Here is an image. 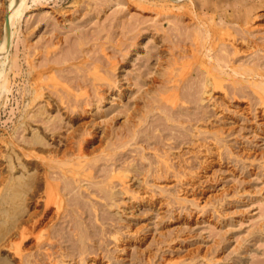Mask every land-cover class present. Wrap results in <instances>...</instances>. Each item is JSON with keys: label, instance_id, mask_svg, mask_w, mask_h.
<instances>
[{"label": "rangeland", "instance_id": "rangeland-1", "mask_svg": "<svg viewBox=\"0 0 264 264\" xmlns=\"http://www.w3.org/2000/svg\"><path fill=\"white\" fill-rule=\"evenodd\" d=\"M9 1L0 0V40ZM26 4L3 72L7 77L0 78H10L7 90L0 93V264H264V0H27ZM205 25H213L211 33L204 31ZM227 33L237 40H229ZM51 39L62 41L55 48ZM46 43L56 51L47 46L46 53V46L39 47ZM171 48L179 56L176 63ZM214 58H222L226 72L221 74V65L216 64L213 70L220 72L221 81L207 85L202 61ZM235 66L240 72L233 71ZM88 68L103 76L98 74L94 81L96 75H86ZM181 68L187 70L188 81L186 75H177ZM170 70L179 82L166 81ZM51 73L55 81L57 75L59 86L51 81ZM43 78L53 85L40 83ZM79 79L85 81L81 91L88 88L82 98L74 92ZM167 84H176L170 90L175 94L178 88L180 105L162 104ZM68 90L82 100L74 105L75 111L65 109L75 98ZM63 91L66 97L57 93ZM58 95L67 99L61 102ZM140 119L142 128L135 123ZM48 120L56 123L54 130L47 129ZM134 127L140 129L138 136L130 135ZM118 141L124 144L118 146ZM80 148L84 153H78ZM160 164L169 165L168 177L159 172ZM61 166L70 171L64 173ZM90 172L96 176L93 187L83 179ZM72 175H79L80 182ZM118 175H124L125 184ZM47 176L54 182L57 176L66 188L60 189L62 199L52 197L49 202ZM69 183L81 188L73 189ZM83 201L87 206L81 205Z\"/></svg>", "mask_w": 264, "mask_h": 264}, {"label": "bare ground", "instance_id": "bare-ground-1", "mask_svg": "<svg viewBox=\"0 0 264 264\" xmlns=\"http://www.w3.org/2000/svg\"><path fill=\"white\" fill-rule=\"evenodd\" d=\"M34 1H35V0H34ZM26 3H27V0H10L8 6L6 7V11H5V30H4V34H3V36H2V38H1V40H0V64H1V66H0V78H1V75L5 73V72H4V71H5L4 69H5V66H6V62H7L8 58H9L8 54H9V52H10L12 46L14 45V41H15V38H16V34H17V32L19 31V29H18L19 27L17 26V23H18L19 19L21 18V15L23 14V12H24V10H25V8H26V5H27ZM28 6H29V5H28ZM26 9H27V8H26ZM44 16H45V15H44ZM44 16H43V18H44ZM47 16H48V15H47ZM39 18H40V17H39ZM45 18H46V17H45ZM45 18H44V19H45ZM65 18H66V17H65ZM41 19H42V18H40V20H41ZM55 19H56V18H55ZM40 20H39V21H40ZM34 21H36V20H34ZM47 21H49V19H48ZM41 22H42V20H41ZM208 22H209V21H208ZM46 23H47V22H46ZM48 23H50V22H48ZM57 23H58V22H57ZM81 23H82V22H81ZM19 24H21V23H19ZM36 24H37V23H36ZM52 24H53V23H52ZM209 24H210V23H209ZM37 25H38V24H37ZM48 25H49V24H48ZM50 25H51V23H50ZM21 26H22V25H21ZM209 26H210V25H209ZM211 26H213V25H211ZM211 26H210V27H211ZM210 27H206V25H205V27H204L203 29H204V31H206V32H208V33H211L212 28H210ZM131 28H132V27H131ZM140 28H141V27H140ZM72 29H73V28H72ZM213 29H214V28H213ZM53 30H54V28H53ZM53 30H52V31H53ZM128 30H130V28H129ZM49 31H50V30H49ZM52 31H50V32H52ZM136 31H137V30H136ZM138 31H139V29H138ZM138 31H137L136 33H138ZM20 32L22 33L21 29H20ZM139 32H140V31H139ZM141 32H142V31H141ZM52 33H54V31H53ZM66 33H67V32H66ZM128 33H129V32H128ZM244 33H245V32H244ZM56 34H57V33H56ZM126 34H127V32L124 33V35H126ZM124 35H123V36H124ZM138 35H139V33L136 34V39H137V36H138ZM52 36H53V34H52ZM132 36H133V35H132ZM56 37H57V36H56ZM59 37H60V35H59ZM119 37H120V35H119ZM125 37H126V36H125ZM226 37H227L229 40H231V41H232V40H233V41H236V40H237L236 36L231 35V33H230V34L227 33V36H226ZM226 37H225V39H227ZM45 38H47V37H45ZM48 38H49V36H48ZM53 38H54V37H53ZM138 38H139V37H138ZM243 38H244V37H243ZM16 39H17V38H16ZM118 39H120V38H118ZM130 39H131V37H130ZM238 39H239V38H238ZM43 40H44V38H43ZM47 40H48V39H46V42L49 43V41H47ZM51 40H53V39H51ZM57 40H58V39H57ZM131 40H132V39H131ZM22 41H23V40H22ZM40 41H41V40H40ZM54 41H55V40H53V41H51V42L54 43V47H55V46H56L55 44H56V43H59V42L62 41V40H60L59 42L56 41V43H55ZM135 41H136V40H135ZM243 41H244V40H243ZM28 42H29V41H28ZM38 42H39V41H38ZM92 42H93V41H92ZM101 42H102V41H101ZM114 42H115V41H114ZM129 42H130V41H129ZM129 42H128V43H129ZM16 43L18 44V40L15 42V44H16ZM41 43H43V42H41ZM44 43H45V41H44ZM44 43H43V44H44ZM48 43H46L47 45H43V44H42L43 46H39V45H41V44H39L38 46H39V47H45V46H46V47H45V50H47L46 53H49L50 50H54V49H53V46H49V45H51L52 43H51V44H48ZM117 43H118V41H117ZM119 43H121V42H119ZM134 43H135V42H134ZM233 43H234V42H233ZM28 44H30V43H28ZM92 44H94V43H92ZM92 44H91V45H92ZM103 44H104V42H103ZM129 44H130V43H129ZM129 44H128V45H129ZM135 44H136V43H135ZM243 44H244V43H243ZM58 45H59V44H58ZM101 45H102V44H101ZM104 45H105V44H104ZM128 45H127V46H128ZM174 45H175V44H174ZM16 46H17V45H15V48H16ZM32 46H33V45H32ZM38 46H36V47H38ZM47 46H49L50 48L52 47V49H50V50H49V49H46ZM99 46H100V45H99ZM107 46H108V45H107ZM114 46H115V45H114ZM133 46H134V44H133ZM17 47H18V46H17ZM36 47H35V45H34V48H35V49H36ZM49 47H48V48H49ZM56 47H57V46H56ZM56 47H55V48H56ZM100 47H101V46H100ZM102 47H104V46H102ZM102 47H101V48H102ZM128 47H129V46H128ZM128 47H127V48H128ZM174 47H175V46H173V48H174ZM32 48H33V47H32ZM34 48L31 49V51H32V50L34 51V50H35ZM93 48H94V47H93ZM118 48H119V47H118ZM136 48H137V47H136ZM173 48H171V49L173 50V51H172V59H173V60L175 61V63H176L177 60L179 59V58H178L179 56L177 55L176 50L174 51L175 48H174V49H173ZM16 49H17V48H16ZM89 49H90V48H89ZM103 49H104V48H103ZM207 49L210 50L209 47H207ZM13 50H14V49H13ZM38 50H39V49H38ZM40 50H41V48H40ZM93 50H94V49H93ZM115 50H117V49H114V51H115ZM118 50H119V49H118ZM118 50H117V51H118ZM120 50H121V49H120ZM132 50H133V49H132ZM35 51H36V50H35ZM35 51H34V52H35ZM54 51H56V50H54ZM81 51H82V50H81ZM81 51H80V52H81ZM85 51H86V48H85ZM87 51H88V49H87ZM89 51H90V50H89ZM98 51H99V50H98ZM101 51H102V49H101ZM128 51H129V50H128ZM179 51H180V50H179ZM42 52H44V51L42 50ZM51 52H52V51H51ZM129 52H130V51H129ZM180 52L182 53V51H180ZM44 53H45V52H44ZM46 53H45V55L49 57L50 55H48V54H46ZM54 53H55V52H54ZM87 53H88V52H87ZM103 53H104V51H103ZM107 53H108V52H107ZM123 53H124V52H123ZM14 54H15V53H14ZM26 54H27V53H26ZM34 54H35V53H34ZM34 54L32 53V55H34ZM37 54H38V52H37ZM37 54H35V55H37ZM51 54H52V53H51ZM205 54H206V53H205ZM32 55H31V56H32ZM35 55H34V58H35ZM79 55H81V54H79ZM109 55H110V54H109ZM120 55H121V54H120ZM157 55H158V54H157ZM170 55H171V54H170ZM207 55L209 56V58L211 57L210 53H207ZM15 56H16V58H17V55H15ZM26 56H27V55H26ZM51 56H52V55H51ZM89 56H90V55H89ZM106 56H107V54H106ZM114 56H115V55H114ZM117 56H118V55H117ZM36 57H38V56H36ZM79 57H80V56H79ZM82 57H83V55H82ZM109 57H110V56H109ZM31 58H32V57H31ZM45 58H46V57H45ZM50 58H51V57H49L48 59H50ZM77 58H78V57H77ZM100 58H102V57H100ZM103 58H104V57H103ZM114 58H115V57H114ZM114 58H113V59H114ZM211 58H213V57H211ZM211 58H210V59H211ZM28 59H29V58H28ZM35 59H36V58H35ZM35 59H33V63H34V60H35ZM96 59H97V58H96ZM105 59H106V57H105ZM108 59L110 60L111 57L108 58ZM117 59H118V58H117ZM139 59H141V58H139ZM146 59H147V58H146ZM149 59H150V58H149ZM170 59H171V57H170ZM214 59H216V58H214ZM16 60H17V59H16ZM87 60H88V57H87V58H86V57L83 58V61H84V62H87ZM98 60H99V58H98ZM102 60H103V59H102ZM120 60H121V59H120ZM122 60H123V58H122ZM221 60H222V58H217L216 61L213 60V59H212V60H207V61H202V62H203V63H202V66H203V68H202L203 70H202V71H204L205 74H206V76H205V75H204V76L206 77L205 79H206V83H207V85H209V84H211V83H214V84H215L218 80H219L218 83L221 81V80H220V79H221V77H220L221 75L219 74L220 72L218 73L217 71H214V70H213V68H215V67H216L215 65L217 64V65H221V68H220V69H222L221 74H222V72H226V70H224V63L222 64ZM47 61H48V60H47ZM88 61H89V60H88ZM90 61H91V60H90ZM110 61H111V60H110ZM110 61H109V62H110ZM127 61H128V60H127ZM144 61H146V60H144ZM171 61H172V60H171ZM174 61H173V62H174ZM17 62H18V61H17ZM17 62H15V63H17ZM95 62H96V61H95ZM102 62H103V61H102ZM102 62H101V63H102ZM105 62H106V61H105ZM105 62H104V63H105ZM109 62H108V63H109ZM112 62L114 63V64H112L113 67H115V66H116V64H115L116 62H115L114 60L111 61V63H112ZM173 62H172V63H173ZM29 63H30V62H29ZM35 63H37V62H35ZM47 63H48V62H47ZM47 63H46V64L42 63V64H44L45 66H47ZM50 63H51V62H50ZM50 63H48V64H50ZM54 63H55V62H54ZM57 63H58V62H57ZM117 63H120V62H117ZM12 64H13V62H12ZM17 64L19 65V63H17ZM21 64H22V63H21ZM37 64H38V63H37ZM40 64H41V63H40ZM42 64H41V65H42ZM95 64H96V63H95ZM105 64H106V63H105ZM105 64H104V66H105ZM33 65H34V64H33ZM33 65H32V66H33ZM35 65H36V64H35ZM97 65H98V64H96V66H97ZM110 65H111V64H110ZM122 65H123V64H122ZM122 65H121V66H122ZM139 65H140V64H139ZM212 65H214V67H212ZM226 65H227V64H226ZM13 66H14V65H13ZM37 66H39V65H36V67H37ZM140 66H142V65H140ZM144 66H145V65H144ZM8 67H9V66H8ZM81 67H82V65H81ZM85 67H86V66H85ZM94 67H95V65H94ZM98 67H99V66H97V69H96V68H94V69L97 71V70H98ZM13 68H14V67H13ZM33 68H34V66H33ZM64 68H65V67H64ZM121 68H122V67H121ZM147 68H149V67H147ZM16 69L18 70V66H17ZM20 69H21V68H20ZM34 69H36V68H34ZM62 69H63V68H62ZM82 69H84V67H83ZM88 69H89V68H88ZM92 69H93V68H92ZM99 69H100V68H99ZM232 69H233L234 72H240V69H238L237 66L233 67ZM7 70H8V69H7ZM12 70H13V69H12ZM89 70H90V69H89ZM108 70H109V69H108ZM145 70H146V69H145ZM149 70H150V69H149ZM151 70H152V69H151ZM172 70H173V69H172ZM172 70L168 71V76L166 75V78H165L166 81H170V80H171V81H173V80L178 81V78H175V77H176L178 74L181 75V77H183V76L185 77V75H186V71H187V70L185 71V68H181V70H179V72H177V75H176V73H173ZM223 70H224V71H223ZM54 71H55V70H54ZM87 71H88V70H87ZM90 71H91V72H90ZM90 71H88V73H87L86 75H88V77H89V74L91 75V73H93L94 75H96V78L94 77L93 79H94V81H96L95 79L98 78V74H100V73H99L100 71L98 70V71H99L98 74H97L96 71H94V70H90ZM101 71H102V69H101ZM3 72H4V73H3ZM8 72H10V71H8ZM13 72H14V71H13ZM15 72H17V71H15ZM51 72H53V71H51ZM60 72H63V71L61 70ZM108 72H109V71H108ZM110 72H111V70H110ZM143 72H145V71H143ZM148 72H149V71H148ZM150 72H151V71H150ZM215 72H217V73H215ZM54 73H55V72H54ZM54 73H51V77H52V80H51V81H53V82L55 81V80H53V79H54L53 77H54V75H55ZM56 73H57V70H56ZM111 73H112V72H111ZM187 73H188V72H187ZM190 73H192V72H190ZM228 73H229V72H228ZM249 73H250V72H249ZM9 74H10V73H9ZM15 74H16V73H15ZM17 74H18V72H17ZM34 74H35V73H34ZM53 74H54V75H53ZM57 74H58V73H57ZM62 74H64V73H62ZM80 74H81V73H80ZM84 74H85V73H84ZM84 74H83V75H84ZM103 74H104V73H103ZM112 74H113V73H112ZM144 74H145V73H144ZM146 74H147V73H146ZM146 74H145V75H146ZM166 74H167V73H166ZM199 74H200V73H199ZM203 74H204V73H203ZM247 74H248V73H247ZM254 74H257V73H254ZM258 74H260V73H258ZM18 75H20V74H18ZM52 75H53V76H52ZM60 75H61V74H60ZM67 75H68V74H67ZM75 75H77V74H75ZM86 75H85V76H86ZM113 75H114V74H113ZM115 75H116V74H115ZM175 75H176V76H175ZM195 75H196V74H195ZM195 75H194V76H195ZM197 75H198V74H197ZM245 75H246V74H245ZM263 75H264V74H263ZM263 75H262V76H263ZM4 76L7 77V72H6V75L4 74ZM4 76L2 75V77H4ZM43 76H44V75H43ZM45 76H46V77H45L46 79L48 78V76H49V79L51 78L50 75H48V74H46ZM64 76H65V75H64ZM100 76H103V75L100 74L99 77H100ZM106 76H108V75L106 74ZM111 76H112V75H111ZM111 76H110V77H111ZM140 76H141V75H140ZM155 76H156V75H155ZM155 76L153 75V76H152V79L155 78ZM246 76H247V75H246ZM248 76H249V74H248ZM260 76H261V75H260ZM6 77H5V79H4V78L0 79V93L2 92L3 89H6V88L8 87V86L6 87V79H7ZM13 77H14V76H13ZM28 77H29V76H28ZM55 77H56L55 86L57 87V84H58V86H59V83H56V82L58 81V80H57L58 77H57V75H56ZM74 77H75V76H74ZM86 77H87V76H86ZM91 77H92V75H91ZM110 77H109V78H110ZM177 77H178V76H177ZM184 77H183V78H184ZM188 77H189V76H188ZM190 77H191V76H190ZM192 77H193V76H192ZM59 78H61V77H59ZM72 78H73V77H72ZM79 78H80V77H79ZM81 78H82V77H81ZM113 78H114V77H113ZM115 78H116V77H115ZM117 78H118V77H117ZM126 78H127V77H126ZM150 78H151V77H150ZM156 78H157V77H156ZM9 79H10V78H9ZM9 79H7V80H9ZM46 79H45V80H44V78H43V79H40V83H41V80H44L45 83H47L46 85H48V80H47V82H46ZM62 79H64V77H62ZM68 79L70 80V78H68ZM68 79H67V81H68ZM73 79H74V78H73ZM77 79H78V78H77ZM84 79H85V78H84ZM84 79H83V80H84ZM104 79H105V78H104ZM132 79H133V78H132ZM145 79H146V78H145ZM165 79H163V80H165ZM180 79H181V78H180ZM203 79H204V78H203ZM248 79H249V78H248ZM250 79H251V78H250ZM32 80H33V79H32ZM65 80H66V79H65ZM80 80H81V79H79V81H77L78 83L75 84V86H74V87L77 88V85H78V86L80 87V89H79V87H78V89H79L80 92L78 91V89L76 90V88H74V89H75L74 92L79 93V95L82 94V96H83V95L86 94L85 89H87V92H88V88H85V89L83 90V91L85 92V94H83L84 92L81 91V90H82L83 87L85 86V81L82 82V81H80ZM86 80H87V79H86ZM91 80H92V79H91ZM97 80H98V79H97ZM181 80H182V79H181ZM186 80H187V75H186ZM189 80H190V79H189ZM49 81H50V80H49ZM60 81H61L60 85H63L62 83H64V82H63L64 80L62 81V80L60 79ZM72 81H73V80H72ZM87 81H88V80H87ZM92 81H93V80H92ZM113 81H114V80H113ZM113 81H112V82H113ZM129 81H130V80H129ZM152 81H153V80H152ZM187 81H188V80H187ZM187 81H186V82H187ZM202 81H203V80H202ZM233 81H234V80H233ZM238 81H239V80H238ZM34 82H35V81H34ZM68 82H69V81H68ZM104 82H105V81H104ZM162 82H163V81H162ZM164 82H165V81H164ZM178 82H179V81H178ZM50 83H51V82H50ZM50 83H49V84H50ZM69 83L71 84V82H69ZM72 83H73V82H72ZM95 83H96V82H95ZM100 83H101V82H100ZM109 83H110V82H109ZM203 83H204V82H203ZM203 83H202V84H203ZM234 83H235V82H234ZM65 84H66V85H65ZM97 84H98V82H97ZM106 84H107V83H106ZM139 84H140V83H139ZM222 84H223V83H222ZM39 85H40V84H39ZM50 85H53V83L50 84ZM50 85H48V87H50ZM64 85L67 86L66 88L68 89V85H67V83H64ZM73 85H74V83H73ZM87 85H88V84H87ZM87 85H86V86H87ZM142 85H144V84L142 83ZM196 85H197V84H196ZM200 85H201V84H200ZM215 85H216V84H215ZM219 85H221V84H219ZM10 86H11V85H10ZM69 86H70V88L73 87L72 85H69ZM109 86H110V85H109ZM112 86H113V85H112ZM165 86H166V85H165ZM167 86H168V84H167ZM175 86H176V84L173 85V86H168L169 88H167V89L170 90L171 87H172V88H173V87L175 88ZM201 86H202V85H201ZM205 86H206V84H205ZM5 87H6V88H5ZM41 87L44 88V89H46V88L43 87V86H40V88H38V89H41V90H42ZM46 87H47V86H46ZM61 87H62V86H61ZM92 87H93V86H92ZM96 87H98V86H96ZM96 87H95V89H97ZM177 87H178V86H177ZM182 87H183V86H182ZM197 87L200 88V86H196V88H197ZM212 87H213V86H212ZM35 88H36V87H35ZM53 88H54V87H53ZM63 88H64V87H63ZM63 88H61V89L63 90ZM66 88H64V89H66ZM163 88H164V87H163ZM163 88H161V90H162ZM172 88H171V89H172ZM174 88H173V89H174ZM201 88H202V87H201ZM204 88H205V87H204ZM207 88H208V87H207ZM207 88H206L205 90H207ZM210 88H211V87H210ZM238 88H239V87H238ZM8 89H9V88H8ZM55 89H56V88H55ZM58 89H60V88H58ZM67 89H66V91H67ZM71 89H73V88H71ZM147 89H148V87H147ZM150 89H151V87H150ZM177 89H178V88H177ZM177 89H176V90H177ZM6 90H7V89H6ZM11 90H12V89H11ZM47 90H48V89H47ZM47 90H46V91H47ZM51 90H52V89H51ZM98 90H99V88H98ZM144 90H145V89H144ZM164 90H165V89H164ZM169 90H167V92H165L166 95L163 94V95L161 96V99H160V100H163V101H162L163 103H162V102H161V103H162L163 105H165V107H166V104H167V105L170 104L171 106H174V107H175V106H177V105L179 104V101H180V100L178 101V95H177L178 92L176 93V90H175V91H174L175 94H173V92L171 93V90H170V92H168ZM233 90H234V89H233ZM3 91H4V90H3ZM56 91H57V89H56ZM58 91H60V90H58ZM66 91H65V93H67ZM68 91H69L71 94H75L74 92L72 93V91H70V90H68ZM95 91H96V90H95ZM95 91H94V92H95ZM102 91H103V90H102ZM148 91H149V90H148ZM150 91H151V90H150ZM155 91H156V90H155ZM158 91H159V90H158ZM236 91H237V90H236ZM11 92H12V91H11ZM54 92H55V91H54ZM82 92H83V93H82ZM97 92H98V91H97ZM99 92H101V91H99ZM106 92H107V91H106ZM106 92H105V93H106ZM146 92H147V91H146ZM162 92H163V91H162ZM201 92H202V91H201ZM205 92H206V91H205ZM57 93H58V94H61L62 96L65 95L64 91H63L64 94L61 93V92H57ZM167 93H168V94H167ZM207 93H208V92H207ZM42 94H43V93H42ZM71 94H70V95H71ZM100 94H101V93H100ZM139 94H140V93H139ZM150 94H151V93H150ZM157 94H158V93H157ZM193 94H194V93H193ZM205 94H206V93H205ZM39 95H40V93H39ZM43 95H44V94H43ZM49 95H50V94H49ZM61 95H60V96H61ZM68 95H69V93H68ZM77 95H78V94H75V98H70V97H68V99H69V98H70L71 100L74 99V102H73V101H72V102L67 101V102L70 103V104L68 103V105H67V103H64V104L67 105V106H66L67 108L65 107V109H69L68 107L70 106V108H72V110L75 111V109H73V108H75V106H78V103H79L78 101L80 100L81 103H82V100H81L82 96L80 95L81 98H79V95H78V96H77ZM88 95H89V94H88ZM128 95H129V94H128ZM144 95H145V94H144ZM223 95H224V94H223ZM225 95H226V94H225ZM230 95H231V94H230ZM40 96H41V95H40ZM52 96H53V95H52ZM58 96H59V95H58ZM58 96H57V97H58ZM60 96H59V97H60ZM66 96H67V95H65V97H66ZM76 96H77V97H76ZM85 96H86V95H85ZM94 96H95V95H94ZM96 96H97V95H96ZM198 96H199V95H198ZM227 96H228V95H227ZM231 96H232V95H231ZM0 97H1V96H0ZM22 97H23V96H22ZM49 97H50V96H49ZM55 97H56V96H55ZM57 97H56V98H57ZM65 97H60L61 100H62V101H61V100H60V101L63 102L64 100H66L67 98L64 99V100L62 99V98H65ZM71 97H74V95H73V96L71 95ZM89 97H90V96H89ZM118 97H119V96H118ZM159 97H160V96H159ZM182 97H183V96H182ZM35 98H36V97H35ZM45 98H46V97H45ZM52 98H53V97H52ZM86 98H87V97H86ZM140 98H141V97H140ZM140 98H139V99H140ZM190 98H191V97H190ZM192 98H193V97H192ZM194 98H195V97H194ZM208 98H209V97H208ZM58 99H59V98H58ZM91 99H92V98H91ZM101 99H102V98H101ZM103 99H104V98H103ZM145 99H146V98H145ZM150 99H151V98H150ZM180 99H181V98H180ZM121 100H122V99H121ZM156 100H157V99H156ZM160 100H159V101H160ZM185 100H187V99H185ZM189 100H190V99H189ZM46 101H48V100H46ZM50 101H52V100H50ZM50 101H49V102H50ZM83 101H84V100H83ZM89 101H90V100H89ZM89 101H88V103H89ZM91 101H92V100H91ZM103 101H104V100H103ZM135 101H136V100H135ZM138 101H139V100H138ZM140 101H141V100H140ZM147 101H148V100H147ZM191 101H192V100H191ZM49 102H47V106H48ZM54 102H55V101H54ZM61 102H60V103H61ZM84 102H85V101H84ZM118 102H119V101H118ZM188 102H189V101H188ZM198 102H199V101H198ZM198 102H197V103H198ZM30 103H31V102H30ZM30 103H29V104H30ZM85 103H86V102H85ZM98 103H99V102H98ZM142 103H143V102H142ZM157 103H158V100H157ZM161 103H159V104L161 105ZM180 103H181V102H180ZM194 103H196V102H194ZM53 104H54V103H53ZM64 104H63V105H64ZM79 104H80V103H79ZM89 104H90V103H89ZM154 104H155V103H154ZM159 104H157V105H159ZM185 104H186V103H185ZM50 105H51V104H50ZM50 105H49V106H50ZM60 105H61V104H60ZM74 105H75V106H74ZM87 105H88V104H87ZM139 105H140V104H139ZM151 105H152V104H151ZM179 105H180V104H179ZM182 105H184V104H182ZM73 106H74V107H73ZM79 106H80V105H79ZM130 106H131V105H130ZM132 106H133V105H132ZM134 106H135V105H134ZM141 106H142V105H141ZM147 106H148V105H147ZM149 106H150V105H149ZM171 106H170V107H171ZM187 106H188V105H187ZM60 107H61V106H60ZM82 107H83V106H82ZM82 107H81V108H82ZM94 107H95V106H94ZM102 107H103V106H102ZM128 107H129V106H128ZM128 107H127V108H128ZM162 107H163V106H162ZM181 107H182V106H181ZM132 108H133V107H132ZM185 108H186V107H185ZM188 108H189V107H188ZM47 109H48V108H47ZM78 109H79V108H78ZM98 109H100V108H98ZM139 109H140V108H139ZM143 109H145V108H143ZM143 109H141V110H142V111H145V110H143ZM148 109H149V108H148ZM159 109H160V108H159ZM164 109H165V108H164ZM164 109H163V110H164ZM248 109H249V108H248ZM62 110H63V109H62ZM69 110H71V109H69ZM126 110H127V109H126ZM131 110H132V109H131ZM166 110H167V109H166ZM168 110H169V109H168ZM168 110H167V113L170 114V111L168 112ZM171 110H172V108H171ZM32 111H33V110H32ZM42 111H43V109H42ZM84 111H85V110H84ZM86 111H87V110H86ZM86 111H85V112H86ZM88 111H89V110H88ZM95 111H96V110H95ZM97 111H98V110H97ZM129 111H130V110H129ZM132 111H133V110H132ZM180 111H181V110H180ZM184 111H185V110H184ZM207 111H208V110H207ZM38 112H39V111H38ZM57 112H58V111H57ZM76 112H77V111H76ZM89 112H90V111H89ZM126 112H127V111H126ZM135 112H136V111H135ZM138 112H139V111H138ZM153 112H154V111H153ZM171 112H172V111H171ZM48 113H49V112H48ZM151 113H152V112H151ZM167 113H166V114H167ZM61 114H63V113H61ZM61 114H60V115H61ZM72 114H73V113H72ZM128 114L130 115V113H128ZM136 114H137V113H136ZM145 114L147 115V113H145ZM145 114H143V116H145ZM159 114H161V113L159 112ZM176 114H179V113H176ZM42 115H43V114H42ZM152 115H153V114H152ZM36 116H37V115H35L34 117H36ZM76 116H77V115H76ZM127 116H128V115H127ZM127 116H126V117H127ZM135 116H136V115H135ZM138 116H139V113H138ZM153 116H154V115H153ZM160 116H161V115H160ZM167 116H168V115H167ZM176 116H177V115H176ZM188 116H189V115H188ZM196 116H198V115H196ZM31 117H32V116H31ZM43 117H44V116H43ZM47 117H48V115H47ZM57 117H58V116H57ZM129 117H130V116H129ZM129 117H127V118H129ZM133 117H134V116H133ZM171 117H172V116H171ZM177 117H178V116H177ZM181 117H183V116H181ZM189 117H191V116H189ZM40 118H41V116H40ZM44 118H45V117H44ZM140 118H141V116H140ZM160 118H161V117H160ZM184 118H185V117H184ZM191 118H192V117H191ZM193 118H194V117H193ZM30 119H31V118H30ZM32 119H33V118H32ZM36 119H39V116H38ZM45 119H46V118H45ZM62 119H63V118H62ZM64 119H65V118H64ZM67 119H68V118H67ZM138 119H139V118H138ZM143 119H144V118H143ZM143 119H142V120L140 119V121H137V122H135V123L137 124V123L139 122V123H138L139 125H138V124H137V125L140 126V124H143L142 122H144ZM174 119H175V118H174ZM180 119H182V118H180ZM187 119H188V118H187ZM187 119H185V121H186ZM199 119H200V118H199ZM127 120H128V119H127ZM130 120H133V119L130 117V118H129V121H130ZM155 120H156V118H155ZM31 121H32V120H31ZM43 121H44V120H43ZM46 121H47V119H46ZM64 121H65V120H64ZM141 121H142V122H141ZM151 121H152V120H151ZM151 121H150V122H151ZM156 121H157V120H156ZM158 121H159V120H158ZM197 121H198V120H197ZM35 122H36V121H35ZM39 122H40V120H39ZM48 122L50 123L49 125H51V127L47 124V125L49 126L47 129L54 130V126L52 127V125H55L56 123L54 124V122H52L51 120H50V121L48 120ZM56 122H57V121H56ZM58 122H59V120H58ZM72 122H73V121H72ZM140 122H141V123H140ZM165 122H166V121H165ZM178 122H179V121H178ZM160 123H162V122H160ZM182 123H183V122H182ZM193 123H194V122H193ZM59 124H60V123H59ZM124 124H125V123H124ZM126 124H128V123H126ZM129 124H130V123H129ZM132 124H133V122H132ZM136 124H134V125H136ZM149 124H150V123H149ZM152 124H153V123H152ZM177 124H178V123H177ZM42 125H43V124H42ZM57 125H58V124H57ZM156 125H157V124H156ZM175 125H176V124H175ZM38 126H39V125H38ZM128 126H129V125H128ZM151 126H152V125H151ZM153 126H155V124H154ZM181 126H182V125H181ZM189 126H190V125H189ZM55 127H56V125H55ZM59 127H60V125H59ZM62 127H63V126H62ZM130 127H131V126H130ZM140 127H141V126H140ZM161 127H163V125H162ZM176 127H177V126H176ZM112 128H113V127H112ZM134 128H135V127H134ZM141 128H142V127H141ZM148 128H149V127H148ZM154 128H155V127H154ZM45 129H46V128H45ZM120 129H121V128H120ZM120 129H119V130H120ZM137 129H138V128L133 129V132H132V134L130 133V135H132V136H136V135H137V136H138V134H139L138 131H139L140 129H139V130H137ZM152 129H153V128H152ZM192 129H193V128H192ZM107 130H108V129H107ZM109 130H110V129H109ZM117 130H118V128H117ZM123 130H124V129H123ZM144 130H145V129H144ZM146 130H147V129H146ZM148 130H149V129H148ZM150 130H151V129H150ZM153 130H155V129H153ZM153 130H152V131H153ZM164 130H165V129H164ZM180 130H181V129H180ZM55 131H56V130H55ZM113 131H114V130H113ZM120 131H121V130H120ZM127 131H128V130H127ZM127 131H126V133H128ZM129 131H130V130H129ZM152 131H151V133H152ZM62 132H63V131H62ZM72 132H73V131H72ZM140 132H141V131H140ZM149 132H150V131H149ZM182 132H183V130H182ZM193 132H194V131H193ZM57 133H58V132H57ZM85 133H86V132H85ZM109 133H111V132H109ZM118 133H119V132H118ZM157 133H158V132H157ZM177 133H178V132H177ZM188 133H189V132H188ZM44 134H45V133H44ZM52 134H53V133H52ZM70 134H71V133H70ZM86 134H87V133H86ZM111 134H112V133H111ZM142 134H143V133H142ZM174 134H175V133H174ZM178 134H179V133H178ZM183 134H184V133H183ZM185 134H187V133H185ZM72 135H74V134L72 133ZM114 135H115V134H114ZM156 135H157V134H156ZM161 135H162V133H161ZM161 135H160V136H161ZM165 135H166V134H165ZM187 135H188V134H187ZM81 136H82V134H81ZM115 136H116V135H115ZM128 136H129V135H128ZM160 136H158V137H160ZM176 136H178V135L176 134ZM179 136H181V133H180ZM179 136H178V137H179ZM184 136H185V135H184ZM71 137H72V136H71ZM75 137H76V136H75ZM108 137H109V136H108ZM119 137H120V136H119ZM178 137H177V138H178ZM187 137H188V136H187ZM72 138H73V137H72ZM114 138H116V137H114ZM125 138H126V137H125ZM151 138H152V137H151ZM180 138H182V137H180ZM188 138H189V137H188ZM188 138H187V139H188ZM86 139H87V138H86ZM117 139H118V138H117ZM120 139H121V138H120ZM120 139H118V140H120ZM128 139H129V138H128ZM128 139H127V140H128ZM133 139H135V138H133ZM140 139H141V137H140ZM145 139H146V138H145ZM156 139H157V138H156ZM163 139H164V138H163ZM185 139H186V137H185ZM187 139H186V140H187ZM115 140H116V139H115ZM79 141H80V140H79ZM120 141H122V140H120ZM155 141H156V140H155ZM184 141H185V140H184ZM184 141H183V142H184ZM189 141H190V140H189ZM198 141H199V140H198ZM82 142H83V141H82ZM112 142H113V141H112ZM114 142H115V141H114ZM118 142H119V141H118ZM122 142H123V141H122ZM122 142H121V143L119 142V145H118V146H120L121 144L123 145L124 143H122ZM138 142H139V141H138ZM147 142H148V141H147ZM165 142H166V141H165ZM200 142H201V141H200ZM110 143H111V142H109V144H110ZM142 143H143V142H142ZM149 143H150V141H149ZM151 143H152V142H151ZM161 143H162V142H161ZM166 143H167V142H166ZM171 143H172V142H171ZM80 144H81V143H80ZM114 144H115V143H113V145H114ZM125 144H126V143H125ZM132 144H133V143H132ZM135 144H136V143H135ZM155 144H156V142H155ZM180 144H181V143H180ZM180 144H179V145H180ZM199 144H200V143H199ZM201 144H202V143H201ZM149 145H150V144H149ZM157 145H158V144H157ZM162 145H164V144H162ZM111 146H112V145H111ZM114 146H115V145H114ZM114 146H113V147H114ZM116 146H117V145H116ZM81 147H82V145H81ZM121 147H122V146H121ZM123 147H125V146H123ZM140 147H142L141 144H140ZM140 147H139V148H140ZM149 147H150V146H149ZM160 147H161V146H160ZM171 147H172V146H171ZM175 147H176V146H175ZM114 148L116 149V147H114ZM117 148H118V147H117ZM119 148H120V147H119ZM139 148H138V149H139ZM163 148H164V147H163ZM80 149H81V148H80ZM86 149H87V148H86ZM127 149L129 150V148H127ZM130 149L132 150V148H130ZM112 150H113V149H112ZM134 150H135V149H134ZM140 150H141V149H140ZM142 150H143V149H142ZM157 150H158V149H157ZM121 151H122V150H121ZM132 151H133V150H132ZM75 152H77V151H75ZM114 152H115V151H113V153H114ZM118 152H119V151H118ZM137 152H139V151H137ZM160 152H161V151H160ZM169 152H170V151H169ZM78 153H84V151L81 149L80 152H78ZM89 153H90V152H89ZM113 153H111V154H113ZM165 153H166V152H165ZM76 154H77V153H76ZM108 154H109V153H108ZM114 154H116V152H115ZM121 154H122V153H121ZM124 154H125V153H124ZM140 154H141V153H140ZM159 154H160V153H159ZM173 154H174V153H173ZM80 155H81V154H80ZM80 155H79V157H80ZM85 155H86V154H85ZM142 155H143V154H142ZM171 155H172V154H171ZM165 156H166V155H165ZM176 156H177V155H176ZM110 157H111V155L109 156L108 159H110ZM120 157H121V156H120ZM170 157H171V156H170ZM76 158H77V157H76ZM81 158H82V157H81ZM87 158H88V157H87ZM113 158H114V157H113ZM113 158L111 157V160H113ZM159 158H160V157H159ZM159 158H158V159H159ZM165 158H166V157H165ZM171 159H172V158H171ZM171 159H170V160H171ZM80 160H81V159H80ZM105 160H106V159H105ZM119 160H120V159H119ZM159 160H163V159H159ZM159 160H158V161H159ZM88 162H89V161H88ZM165 162H166V161H165ZM37 163H38V162H37ZM104 163H105V162H104ZM125 163H126V161H125ZM158 163H159V162H158ZM162 163H163V162H162ZM89 164H90V163H89ZM126 164H127V163H126ZM126 164L123 165L122 167L126 166ZM170 164H171V163H170ZM60 165H62V164H60ZM63 165H64V164H63ZM63 165H62V166H63ZM87 165H88V164H87ZM99 165H100V164H99ZM108 165H109V164H108ZM119 165H120V162H119ZM121 165H122V164H121ZM157 165H158V164H157ZM164 165H165V164H164ZM50 166H51V165H50ZM62 166H61V167H62ZM92 166H93V165H92ZM105 166H106V165H105ZM109 166H110V165H109ZM111 166H113V163H112ZM127 166H128V165H127ZM147 166H148V165H147ZM114 167H115V166H114ZM116 167H117V166H116ZM116 167H115V168H116ZM120 167H121V166H120ZM168 167H169V165H167V164H166V167H164L162 164H160V166H159V172H161V174H163L164 176H165V175L167 176L168 173H169V171H168L169 168H168ZM170 167H171V166H170ZM177 167H178V166H177ZM53 168H54V166H53ZM56 168H58V167H56ZM59 168H60V167H59ZM104 168H105V167H104ZM111 168H112V167H111ZM172 168H173V167H172ZM65 169H66V170H64L63 167H62V170L64 171V173H66L67 170L70 171L68 168H65ZM130 169H131V166H130ZM132 169H133V168H132ZM72 170H73V168H72ZM85 170H86V169H85ZM104 170H105V169H104ZM108 170H109V169H108ZM157 170H158V169H157ZM176 170H177V169H176ZM48 171H49V170H48ZM48 171H47V172H48ZM59 171H60V170H59ZM59 171H58V172H59ZM75 171H77V170H75ZM75 171H74V172H75ZM88 171H90V170H88ZM102 171H103V170H102ZM115 171H116V170H115ZM60 172H61V171H60ZM74 172H73V173H74ZM85 172L87 173V170H86ZM93 172H94V171H93ZM95 172H96V171H95ZM107 172H108V171H107ZM178 172H179V171H178ZM48 173H49V172H48ZM62 173H63V172H62ZM76 173H77V172H76ZM76 173H75V174H76ZM118 173H119V172H118ZM170 173H171V171H170ZM173 173H174V172H173ZM92 174H93V175H92ZM92 174H91V172H90L89 175H84V177H86V178H83V179H86V180L90 181L91 183H92V181H93V183H94L96 176L94 175V173H92ZM111 174H112V173H111ZM111 174H110V175H111ZM159 174H160V173H159ZM171 174H172V173H171ZM60 175H61V174H60ZM60 175H59V176H60ZM62 175H63V177H64V174H62ZM62 175H61V176H62ZM97 175H98V174H97ZM100 175H102V174H100ZM110 175H108V176H110ZM116 175H117V174H115V175H113V176L111 175V176L114 177V176H116ZM49 176H50V175H49ZM66 176H67V175H66ZM72 176H75L74 178H76V179L78 180V182H80V180H79V175H78V178L76 177L77 175H72ZM102 176H103V175H102ZM118 176H120V175H118ZM166 176H165V177H166ZM53 177H54V176H53ZM56 177H57V176H56ZM56 177L54 178L56 182L50 180L48 176L46 177V191H47V194H48L49 196H51V197H49V199H48L49 202H50V198H52V197H54V198L56 197V198H58V199H62V198H60V197H61L60 189L64 188V186L62 187V186L59 184V182H57V181H60V179H59V180H56ZM104 177H105V176H104ZM167 177H168V176H167ZM67 178H69V176H68ZM71 178H72V177H70L69 180H70ZM81 178H82V177H81V175H80V179H81ZM108 178H110V177H108ZM117 178H118V177H117ZM123 178H124V175H122V177L120 176V183H123V182H124L125 179H123ZM106 179H107V178H106ZM106 179H105V180H106ZM109 180L112 181L111 178H110ZM113 180H114V178H113ZM117 180H119V179H117ZM67 181H68V179H67ZM67 181H66V182H67ZM103 181H104V180H103ZM115 181H116V180H115ZM115 181H114V182H115ZM69 182H70V181H69ZM72 182H73V181H72ZM72 182H71V183H72ZM78 182H77V183H78ZM96 182L99 183V182H100L99 179H98V181H96ZM96 182H95V183H96ZM101 182H102V181H101ZM104 182H105V181H104ZM106 182H108V181L106 180ZM106 182L104 183L105 186H107V185H106V184H107ZM114 182H113V183H114ZM125 182H126V181H125ZM125 182H124V184H125ZM61 183H62V182H61ZM71 183H69V185H70ZM73 183H74V182H73ZM91 183H90V185H91ZM93 183H92V185H91L92 187H93V185H94ZM113 183H112V184H113ZM128 183H129V182H128ZM67 184H68V182H67ZM75 184H76V182H75ZM109 184H111V182H110ZM63 185H64V184H63ZM79 185H80V184H79ZM79 185H76V187H77V186L80 187ZM98 185H99V184H97V186H98ZM126 185H127V184H126ZM44 186H45V185H44ZM70 186H71V185H70ZM94 186H95V185H94ZM101 186H103V184H100V185L98 186V188L101 187ZM121 186H122V185H121ZM71 187H72V186H71ZM76 187H74V188L72 187V188L75 189ZM108 187H111V188H112V186H108ZM127 187H128V186H126V188H127ZM68 188H69V186H68ZM72 188H71V189H72ZM80 188H81V187H80ZM80 188H79V189H80ZM94 188H95V187H94ZM98 188H97V189H98ZM122 188H124V186H123ZM129 188H130V187H129ZM64 189L66 190V188H64ZM76 189H77V188H76ZM79 189H78V190H79ZM91 189H92V188H91ZM91 189H90V190H91ZM107 189H108V188H107ZM107 189L104 188L105 191H106ZM93 190L95 191V189H93ZM93 190H92V191H93ZM98 190H99V189H98ZM102 190H103V188H102ZM126 190H128V189H126ZM79 191H80V190H79ZM108 191H109V190H108ZM75 192H76V191H75ZM81 192H82V191H81ZM95 192H96V191H95ZM103 192H104V191H103ZM66 193H67V192H66ZM76 193H78V191H77ZM84 193H86V192H83V195H84ZM88 193H89V192H88ZM104 193H108V192H104ZM109 193H110V191H109ZM111 193H112V192H111ZM127 193H128V191H127ZM47 194H46V195H47ZM96 194H97V193H96ZM48 195H47V196H48ZM78 195H79V194H78ZM100 195H101V194H100ZM108 195L110 196L111 194H108ZM108 195H107V196H108ZM133 195H134V194H133ZM149 195H150V194H149ZM80 196H81V195H80ZM86 196H88V195L86 194ZM102 196H103V195H102ZM102 196H101V197H102ZM134 196H135V195H134ZM90 197H91V195H90ZM92 197H93V196H92ZM97 197H98V196H97ZM99 197H100V196H99ZM103 197H104V196H103ZM113 197H114V196H113ZM46 198H47V197H46ZM137 198H138V197H137ZM82 199H83V198H82ZM107 199H108V198H107ZM110 199H112V198H110ZM46 200H47V199H46ZM53 200H54V199H53ZM53 200L51 199V202H52V203H54ZM55 200H56V199H55ZM55 200H54V201H55ZM95 200H96V199H95ZM97 200H98V199H97ZM100 200H101V199H100ZM115 200H116V199H115ZM57 201H58V200H56L55 202H57ZM78 201H79V200H78ZM80 201H81V198H80ZM93 201H94V200H93ZM147 201H148V200H147ZM49 202H48V203H49ZM60 202H62V201H60ZM70 202H72V201H70ZM81 202H82V201H81ZM99 202H100V201H99ZM103 202H104V201H103ZM142 202H143V201H142ZM48 203H47V204H48ZM78 203H80V202H78ZM84 203H86V202L83 201V203H81V205L84 204ZM93 203H94V202H93ZM95 203H96V202H95ZM56 204H57V203H56ZM62 204H63V203H62ZM67 204H68V203H67ZM86 204H87V203H86ZM86 204H84V205H86ZM107 204H108V203H107ZM58 205H61V204H58ZM99 205H100V204H99ZM99 205H97V206H99ZM101 205H102V204H101ZM69 206H70V204H69ZM86 206H87V205H86ZM89 206H90V205H89ZM105 206H107V205H105ZM82 207H83V206H82ZM93 207H94V206H93ZM80 208H81V206H80ZM99 208H100V207H99ZM101 208H102V207H101ZM75 209H76V208H75ZM78 209H79V208H78V205H77V210H78ZM94 209H95V208H94ZM104 210H105V209H104ZM81 212H82V211H81ZM81 212H80V213H81ZM109 212H110V211H109ZM109 212H108V213H109ZM97 213H98V212H97ZM102 213H103V212H102ZM95 216H96V215H95ZM104 216H105V215H104ZM104 216H103V217H104ZM96 217H97V216H96ZM105 218H106V217H105ZM99 220H100V219H99ZM100 221H101V220H100ZM87 232H88V231H87ZM53 240H54V239H53ZM53 242H54V241H53ZM44 244H45V243H44ZM51 247H53V246H51ZM52 251H53V250H52ZM81 251H82V250H81ZM47 252H48V251H47ZM56 252H57V251H56ZM84 252H85V251H84ZM52 254H53V253H52ZM61 254H62V253H61ZM63 254H64V253H63ZM82 254H83V253H82ZM48 255H50V253H49ZM83 255H84V254H83ZM63 256H64V255H63ZM95 256H96V255H95ZM85 257H86V256H85ZM80 259H81V258H80ZM54 261H56V260H54ZM62 263H63V262H62ZM94 264H95V263H94Z\"/></svg>", "mask_w": 264, "mask_h": 264}]
</instances>
